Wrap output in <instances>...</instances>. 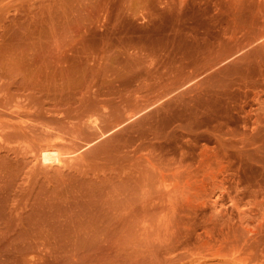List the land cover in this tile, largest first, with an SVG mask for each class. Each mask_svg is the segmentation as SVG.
I'll list each match as a JSON object with an SVG mask.
<instances>
[{
    "label": "rangeland",
    "instance_id": "obj_1",
    "mask_svg": "<svg viewBox=\"0 0 264 264\" xmlns=\"http://www.w3.org/2000/svg\"><path fill=\"white\" fill-rule=\"evenodd\" d=\"M148 1L0 0V264H264V147L228 148L234 160L230 168L224 154L221 169L211 160L219 178H208L205 185L209 164L201 166L202 174L196 163L199 172L191 174L193 179L199 175L205 178L192 185L195 191L202 189L197 193L186 189L181 198L183 190L179 192L178 185L193 182L185 180L190 175L185 176L188 173L184 171L194 170L199 147L222 148L210 131L214 121L200 118L196 136L178 133L169 139L152 138L155 133L172 132L178 121L186 119L185 114L163 116L167 107L212 83L227 90L223 102H218V112L229 118L232 128L244 127L237 120L242 118L241 112L232 107L245 101L247 109L259 106L251 96L250 83L262 78L264 72V0L240 4L249 6L247 13L251 12L246 13L247 26L237 41L257 40L238 50L243 44H229L225 35L223 43L222 35L212 33L214 40L209 36L208 44L198 49L202 57L197 65L214 63L230 52L233 58L202 82L128 119L127 115L154 99L168 84L149 79L144 72L143 76L132 75L130 64L133 57L140 56L134 51L154 50L152 55L160 58L176 40L164 30L173 23L170 15L155 11L167 0ZM202 1L208 4V12L199 10L205 5ZM202 1L190 6L186 14L206 18L228 4L227 0ZM146 7L162 20L161 28L159 22L152 27L159 26L163 32L156 27L150 31L147 21L144 26L151 33L140 27L145 23L140 12ZM218 41L223 44L214 45ZM186 49L192 50L190 46ZM140 65L146 66L147 61ZM168 65L179 64L169 61ZM239 66L242 70L232 73ZM260 94L264 99V91ZM6 109L12 113L10 119ZM92 116L98 134L107 129L105 136L97 134L90 123ZM44 127L54 134L52 130L46 133ZM56 131L61 133L57 138ZM42 132L44 139L40 138ZM51 137V143L58 141L56 144L67 137L69 143L60 145L66 143L67 150L85 141L83 149L88 147L78 150L85 156L77 160L80 151L77 158H66L64 165H43L35 159L38 150L33 157L31 147L49 144ZM124 142L152 145L149 150L127 153L121 148ZM217 147L220 156L224 152ZM181 148L190 152L191 164L184 170L177 168ZM180 170L185 183L178 177ZM74 198L79 201L75 203Z\"/></svg>",
    "mask_w": 264,
    "mask_h": 264
},
{
    "label": "bare ground",
    "instance_id": "obj_2",
    "mask_svg": "<svg viewBox=\"0 0 264 264\" xmlns=\"http://www.w3.org/2000/svg\"><path fill=\"white\" fill-rule=\"evenodd\" d=\"M193 1H191V0L190 1L189 0H167L165 2L163 1V3H162L163 5L161 7H159V8L157 7V9L155 10V11L159 10L160 13H161V11L162 12H166L168 15H170V18L173 21V23H172V25L170 27H167L164 30H166L168 37L171 38L172 40L173 39L177 40L179 38L177 41H178V44L182 46V48H181L182 50H180V48L178 50V47H180L179 45L177 47L175 46V41H176L175 40L173 43H171L170 50H164L163 51V55L160 58H156V57H154V55H152V53H154V50H136V51H134V52L138 53L140 56L133 57V62H131V64H130L132 66V69H133L132 72H131L132 75H134L136 77L137 75L143 76L145 74L146 75L145 77H147L149 79H156V80H158V82H160V81L168 82V84L165 85L164 88L162 90H160L155 95L154 99H152L151 101L147 102V104L144 105L143 107L141 106L140 109L138 108L133 113H130V115H127L128 119L134 118V117H139L140 114L143 115L144 113H147L148 111H150L154 107L169 101V99H171L174 96L179 95L180 93H182L188 87H192L193 85H196V84L202 82L206 77H208L212 73L211 72L212 70H214L220 64L225 63L230 58H233L231 56V54H230L232 52H230L228 54L229 56H226V54L224 56H222L223 58L220 56V57L217 58V59L220 58V60H216L214 63L203 64L201 66L197 65L198 61L202 57V56H200L201 53H202V50H198V49H202V47H204L206 44H208V42L210 40L209 36H211L212 33H214L215 35H220V36L222 35L223 36L222 37L223 43H225L227 41L225 39L224 35L227 37L229 44H230V42L231 43L235 42V43H237L236 45L245 43V41L242 43V40H241V39L244 40V37H242V38L240 37L241 39L238 38L239 41L241 40V42L238 43V41H237V37H239L238 34L241 33L243 30H245V27L247 26V23H245L244 21H246L248 19L247 15L251 12L250 11V12L247 13V11L251 10V8L249 6H243V7L240 6V4L242 2H244L243 0H227V2H225V3H228L227 4L228 8L225 6L226 8H222L218 13L210 14V16L206 14L207 17L209 16L208 18L205 16L206 18L201 17V18H197V19L186 14L188 9L190 8V6L196 5L195 2L199 3L198 2L199 0L198 1H194V2ZM200 1H202V0H200ZM148 2H151V1L149 0ZM156 2H157V0H155L154 3L156 4ZM191 2H193L194 4H192ZM204 2L202 1V3H204ZM206 2H208V1L206 0ZM220 2H222V1L220 0ZM232 4H234V6H235L233 9L230 8ZM236 4H238L239 6L236 7ZM205 5H207V6H205ZM205 5H204V7H198L199 10L202 11V12H204V11L208 12V10H209V9H207L208 4H205ZM148 8L146 7V8H144L143 12H140L141 15H142L141 18H143V23L145 22L144 24H140L141 25L140 27L143 28V26L148 22L147 25H149L150 31H152V29H154L157 26L156 23L159 22L160 18H159V16L157 14H155L152 11H150L149 10L150 8L149 9ZM230 11H232L231 14H230ZM246 13H247V15H246ZM42 15H43V18H44V14H42ZM42 15H40V16L42 17ZM46 15H47V17H49L51 14L50 15L46 14ZM46 15H45V17H46ZM40 16H38V17H40ZM249 16H251V14ZM241 20H243V21H241ZM160 22H162V20ZM160 22L158 24H159V26L161 28ZM155 24H156V26L153 28L152 26H154ZM204 24H205L206 27L203 26ZM207 25L210 28V31H208L209 28L207 29ZM159 26H158V28L157 27L156 28L159 29V31L162 30V32H163V29H160ZM146 27L144 29H147L149 31V29L146 28ZM205 29H207V30H205ZM157 31L155 30V32H157ZM207 31L209 33H211V34L209 35V33ZM152 33H154V32H152ZM263 35H264V33H263ZM257 37L259 38V36H257ZM223 38L225 39V42H224ZM211 39L214 40L213 37ZM262 39H264V38H262ZM215 40H218V39H215ZM252 40H253V38H252ZM252 40H251V38L247 39L246 40L247 43L243 44L242 46H237L238 48L240 47V49H238V48L237 49L238 50H242L246 46L250 45L251 43H253V41H255L257 39L255 38L253 41ZM260 40L257 41V42H260ZM220 42L221 41H218V44H216L217 43V41H216V43L215 44L213 43V44L214 45H219ZM223 43H221L219 46H221ZM184 44L186 46L185 50H184ZM252 45H257V44H252ZM187 46H190V49H192V50H187L186 49ZM142 48H144V47H142ZM235 50H233V51H235ZM235 55H236V53H235ZM145 57H149V58L145 59ZM144 61H147V65L146 66L140 65ZM169 61H172V63L178 62L179 65L178 66H169L168 65ZM246 65H244V66L246 67ZM241 70H242V67L239 66V67L234 68V71L232 73L237 74L236 72H239ZM143 72H144V74H143ZM153 74L155 75V77L152 76ZM262 74H263V76H262ZM262 74L260 75L262 77V78H260L261 80L259 79V80L256 81V82L259 81L262 84H260V83L258 84V83L253 82V81H251V83H250V84H252V89L254 90V91L253 90L251 91V93H253V94L252 95L250 94V95L252 96V98L254 100L259 102L258 103L259 106H257V108H254V109H252V107L247 109L245 107V103H246V101H245L243 104H240L238 106H233L232 107V108H235L238 111H240L241 114H242L241 115L242 118L240 116H239V118H237V120L240 119L242 121V122L241 121L240 122L244 126L243 128L241 126L240 130L237 129V128H232L231 125L229 124V122H230L229 118H226V117L222 116L218 112L217 108L219 107V104H220L218 102L219 101L223 102L222 95L227 91L226 88H224L222 86V84L212 83L210 85H207V86H204V87H200V89H198V91H195L192 94H189V96L186 99H183L180 103L174 104V105H170L169 107L166 108L165 113H164L163 116H166L167 118H169V117H172L174 115L176 116L177 114L178 115L185 114L186 115V117H185L186 119L178 121L174 125V127L177 128V129H174L172 132L171 131L164 132V133L163 132H160V133H155L154 132L155 134L152 136V138H155V139H162V138L166 139V138H168L169 139L170 136L173 137V136H175V134H178V133L179 134L188 133V134H192V135L196 136L197 135L196 130L199 129V126L197 125V121L200 118L207 117V118H209V119L214 121L213 125L210 128V131H211V133H213L215 135V137L219 138V140H220L219 143L220 144L218 143V141H216V144L218 143L219 146L221 145V147H222V148H219V147L213 146V145H211V147H210L207 144L206 145L204 144L201 147L198 146L199 147L198 154L196 153L198 157H196V155H195V159H197V160H195V163L194 162L192 163L193 166H194V170L192 171V168L190 169L192 173L190 172V170H189V172L188 171H184V172H187L188 174H186V173H184V172H182L180 170L181 173L180 172L178 173V174H180V175H178V177L182 176V178H179L180 180L183 179L184 176H183L182 173H184L185 176H187V175L191 176V177L189 176L190 178L189 177H186V178L184 177L185 180L188 178L189 182H190V179L193 181V182H190L191 185L195 181H197L195 183H197L199 185L198 179L200 177H202V176L204 177V175H202V176L199 175L198 179H197V177H194V179H193L192 175L194 173L197 174L199 172V171H197L199 169V165H200L201 173L202 172L204 173L205 171L203 169H201V166L203 164L205 166H206V164L207 165L209 164V167L206 168V172H205L206 173L205 175L208 174V177L207 176H206V178L204 177L205 178V182L203 184L205 185V183H206L208 178L211 179L212 181L216 180L217 178H219L218 174H217V169L215 171L216 166L215 167L212 166V165H214V163L216 165L219 163L220 165H218V167L219 166L222 167L221 163L223 161H221V160L223 158H225L223 160L225 161L227 159L226 161H227L228 165L226 164V161H225V164L227 165V167L229 166V164H231L230 161H232L231 160L232 158H230V153H229L230 151H228V148L233 147V146H237V145H239L238 146L239 149L240 148L244 149V148L249 147V146H254L256 149H257V147L258 148H263L264 147V139L262 138V137H264V107H263L262 110L258 111V109L262 108V104L264 105V99L260 98L261 97L260 92L264 91V72H262ZM246 84H248V81H246L245 85ZM245 93H247V96L249 95L248 92H245ZM216 104H218L217 107H216ZM8 106L10 107L9 108V110H10L12 105L10 104ZM16 106H18V105H16ZM20 107H22V106H20ZM14 108H13V110H14ZM18 108L15 109L17 112H18ZM13 110H11L10 112H13ZM15 110H14V112H15ZM20 111H22V110L20 109ZM2 112H4V111H2ZM17 112H15V113H17ZM6 113L7 114L9 113L8 110H7ZM19 113H21V112H19ZM19 113L17 114V116L19 115ZM10 114H12V113H9V115H7V116L9 117ZM6 115L4 113L3 116L6 117ZM24 115H25V113L23 114V116ZM10 117H9V119H10ZM94 117L96 118V116H94ZM11 119H13V118H11ZM234 119H235V117H234ZM15 120H17V117H16ZM21 120H23V118H21ZM19 121H20V119H19ZM1 122H2V118H1ZM20 122H22V121H20ZM91 122L93 123L94 127H96V132H97V128H98L97 124L98 123L96 124V119H93V116H92V120L90 121V123ZM26 123H27V119H26ZM26 123H24V124H26ZM86 124L90 125L89 123H87V121H86ZM155 124L158 127L157 121H156ZM3 125L6 126L5 124H3ZM27 125L28 124H26V126ZM88 125H86V126H88ZM117 125H119V124H116L115 126H117ZM0 126H1V123H0ZM45 126H47V124ZM49 127H51V126H49ZM44 128L46 130L47 127H44ZM58 129H60V128H58ZM100 129H102L101 125H100ZM247 129H249V130L247 131ZM49 130L51 131L52 129H49ZM92 130L95 133V129H92ZM108 130H110V129H108ZM47 131L48 130H46V133H47ZM50 131H48V132H50ZM110 131H112V130H110ZM43 132H42V134H40V138L41 139H44V138H42V136L45 137L44 136L45 134ZM52 132H53V130H52ZM62 132L65 133L64 131H62ZM99 132H100V130H99ZM105 132H107V129H106ZM105 132L102 131L99 134L97 132V134L99 136L100 135L105 136L106 135ZM0 134H2V132ZM52 134H54V132ZM57 134L58 133L56 131L55 132V136H54L55 138H57V136H56ZM60 134H58V137H59ZM46 135L47 136H51V134H46ZM62 135H64V134H62ZM95 135H96V133H95ZM245 135H248V137H246ZM65 136H67V135H65ZM237 136H240V137H237ZM54 137H51L50 141L47 140V138H45L49 142V144L42 145V147H38V149H37V147H31V149H32L31 152H33V149H34L33 157L36 154L38 158L35 157V159H37V161H40L41 163H43V165L44 164L48 165L47 167H50L53 164L60 165V164H62L64 162V160H65L66 163H68L67 162L68 160L66 158L69 159L71 157H74L75 155L79 154L78 152H80L81 150H85L88 147V145H86L87 147L85 149H83V147L85 146L84 145L85 141H84V143H83L84 146L81 144L80 147H82V149L80 151H78L80 147L76 146L78 148L72 149V147H71L72 145L70 146L69 144H68V146H70L71 149L67 150L69 147H67L66 149L64 148V146H67L65 144L69 143V140H67V137H65L66 143H64V146L62 144L63 147L60 146V145H61L62 142H65V141H62L61 143L59 142V144H56L58 141L56 142L54 140L55 142L51 143V140ZM60 137H62V136H60ZM236 137H237V139H236ZM0 138H1V135H0ZM218 138H216V140ZM2 141L4 142V138H2ZM41 141H40V145H41ZM88 141H90V139H88ZM42 143H44V142H42ZM38 144H37V146H38ZM78 144L79 143H77V145ZM89 144H90V142H89ZM142 145L141 144L134 145V143L133 144H129V143H125L124 142V143H122L121 148H125L127 153H131V152L135 153L138 150H143V149H148L149 150V148H147V147L149 145H152V144H150L148 142L147 146L144 145L145 147H143ZM214 147H217L220 150L222 149L221 151H223L224 153L219 151V153L221 152L220 156L217 155L218 154L216 152L217 149L214 148ZM129 148H131V149H129ZM181 150H182V152H180V154H179V156H180L179 159H178L179 165H178L177 168L182 167L181 169H183V167L185 168L188 165L190 166V164H191V163H188L189 156L187 155V153L190 154V152H188L186 150L183 151L182 148H181ZM81 154H82V151L79 154L78 158H77V156H75L74 158H77V160H79L81 157L83 158V156H85V155H83V154L81 155ZM221 154H224L222 156L223 158L221 157ZM217 156H218V158L219 157H221V158L218 159V158H216ZM213 159H215V162L213 161ZM211 160L213 161V164H212ZM217 160H219V162ZM210 161H211L212 165L210 164ZM233 161H232V163H233ZM64 163H63V165H64ZM69 163H71V162L69 161ZM196 163H198L199 165H197L195 167ZM223 164H224V162H223ZM53 166H51V167H53ZM205 166H202V167H205ZM210 166H211L212 169L210 168ZM54 167H56V166H54ZM197 167H198V169H197ZM220 167H219V169H221ZM227 167H225V168H227ZM229 168H230V166H229ZM185 169H187V168H185ZM221 171H219V172H221ZM224 171H226V170L224 169ZM161 175H162L161 178H163L164 175L163 174H161ZM197 175H195V176H197ZM164 178H165V176H164ZM200 179H202V182L204 181L203 178H200ZM180 180H179V182H180ZM185 180L183 179L184 183H185ZM188 181H187V183H189ZM200 182H201V180H200ZM202 182H201V185H202ZM180 183L181 184L178 183L179 184L178 185V190H179V192L181 190H183V192H180L181 193V198L184 195V193L186 195V192H188V191L184 192L186 189L192 190V189H189V188H193V192H194L195 191L194 186L197 185V184L194 183L193 184L194 186L192 185L193 187H190L191 185L189 186V184H187V185L185 184V186L179 188V186L182 185V181ZM184 183H183V185H184ZM186 186H187V188H186ZM197 187H195V188H197ZM200 189H202V188H200ZM200 189H196V191L200 190ZM196 191H195V193L198 192V191L197 192ZM179 195L180 194H178V196ZM184 196H183V198H184ZM72 201H75V198ZM77 201H79V200L77 199L75 201V203ZM248 230H252V229L250 228ZM201 256L198 257V258H200V259L202 258L203 259V257H201ZM198 261H200V260L198 259Z\"/></svg>",
    "mask_w": 264,
    "mask_h": 264
}]
</instances>
